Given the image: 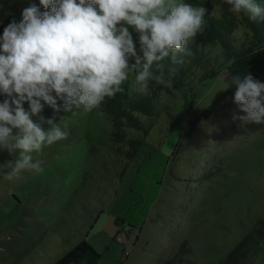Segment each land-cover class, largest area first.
<instances>
[{"label": "rangeland", "instance_id": "1", "mask_svg": "<svg viewBox=\"0 0 264 264\" xmlns=\"http://www.w3.org/2000/svg\"><path fill=\"white\" fill-rule=\"evenodd\" d=\"M228 8L217 0L211 10L231 19L242 39L244 27ZM129 31L138 50V33ZM222 75L186 95L175 90L153 99V116L139 115L148 132L127 128L128 138L143 139L132 147L113 139L104 102L90 112L55 113L45 104L40 115L66 124L69 135L31 153L43 171L26 169L12 180L4 179L7 163L19 150L0 149V264H54L83 239L101 255L95 264L169 256L219 264L264 218V123L233 119L246 113L234 102L236 90H221ZM255 79L264 83V75ZM124 83L138 91L134 75ZM116 231L127 233L126 243L112 238Z\"/></svg>", "mask_w": 264, "mask_h": 264}, {"label": "clouds", "instance_id": "2", "mask_svg": "<svg viewBox=\"0 0 264 264\" xmlns=\"http://www.w3.org/2000/svg\"><path fill=\"white\" fill-rule=\"evenodd\" d=\"M224 3L231 13L264 19V0ZM40 5L50 10L41 12L32 4L0 37V94L5 96L0 102V149L9 154L19 150V157L7 163L6 180L26 169L43 171L42 161H33L31 153L69 135L66 124L62 129L40 115L45 104L55 113L81 107L90 112L122 92L130 75L142 93L149 81L172 88L175 65L183 62L177 52L193 54L188 45L204 30L208 11L185 0H40ZM129 27L138 33V50ZM219 60L225 62L222 55ZM218 79L224 81V76ZM233 85L234 102L246 113L233 119L264 123V83L251 74H237L221 90Z\"/></svg>", "mask_w": 264, "mask_h": 264}, {"label": "trees", "instance_id": "3", "mask_svg": "<svg viewBox=\"0 0 264 264\" xmlns=\"http://www.w3.org/2000/svg\"><path fill=\"white\" fill-rule=\"evenodd\" d=\"M197 5L205 7L208 11L205 16L206 26L198 33L188 47L192 51L191 56H183L177 52L176 76L172 88L166 89L155 81H149L146 93L130 90V85H121L123 91L117 93L114 98L105 99L102 109L110 117L113 125L112 137L120 142H127L130 147L142 143L143 139H131L127 137L128 127L148 132L141 123L140 114L152 115L154 108L152 100L161 93L173 94L175 90L182 91L186 95L188 89L194 90L201 86L205 80L224 75L226 81L230 82L231 75L251 74L253 78L264 75V19H250L245 13L236 14L244 27V37L238 39L235 36L234 22L222 13L220 17L214 16L212 3L217 0H195ZM261 3L262 0H255ZM35 4L41 12L45 9L40 5V0H30L29 6ZM230 7V6H229ZM15 19L19 23L20 17L10 16L0 24V37L4 28ZM204 47L212 49L213 53L204 51ZM225 62L221 63L220 56ZM234 59L229 66L228 60ZM155 71V66L153 67ZM189 86V87H188ZM188 87V88H187ZM236 90V86L228 88L224 94ZM198 93L194 92V96ZM129 154L131 152L129 151ZM92 256L94 261L100 254L85 240L74 245L66 254L60 257L54 264H83L84 260ZM177 260L168 261L166 264H180ZM212 264V263H210ZM219 264H264V218L260 219L241 240L230 250Z\"/></svg>", "mask_w": 264, "mask_h": 264}, {"label": "crops", "instance_id": "4", "mask_svg": "<svg viewBox=\"0 0 264 264\" xmlns=\"http://www.w3.org/2000/svg\"><path fill=\"white\" fill-rule=\"evenodd\" d=\"M30 0H0V24L5 21L7 18H9L11 15V13H16L15 9H19V7L22 8L20 13H16L14 17H20L22 15V11L27 8V6L29 5ZM19 6V7H18ZM19 11V10H18ZM118 235V232L116 231L115 233H113L111 236L114 240L115 237ZM90 244V243H89ZM135 244V243H134ZM91 245V244H90ZM92 246V245H91ZM93 247V246H92ZM94 248V247H93ZM126 249V248H125ZM101 257V255L99 256ZM98 257V258H99ZM98 258L94 261L95 264L98 261ZM92 261V256H89L87 259H85L83 262V264H89ZM168 261H172L171 257H166L164 260L162 261H158V262H153L152 264H166ZM125 262L124 261H120L121 264ZM124 264H131L130 260H127V262H125ZM141 264V263H138ZM144 264V263H142Z\"/></svg>", "mask_w": 264, "mask_h": 264}, {"label": "built area", "instance_id": "5", "mask_svg": "<svg viewBox=\"0 0 264 264\" xmlns=\"http://www.w3.org/2000/svg\"><path fill=\"white\" fill-rule=\"evenodd\" d=\"M115 239H116L117 241H120V242H124V243H126V240H128V235H127V233H126L125 231H123V233L118 234V235L115 237ZM124 254H125V255H129V254H130V251H129V250H125Z\"/></svg>", "mask_w": 264, "mask_h": 264}]
</instances>
